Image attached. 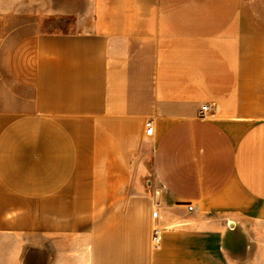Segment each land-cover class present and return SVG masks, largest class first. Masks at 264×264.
<instances>
[{
    "label": "crops",
    "instance_id": "1",
    "mask_svg": "<svg viewBox=\"0 0 264 264\" xmlns=\"http://www.w3.org/2000/svg\"><path fill=\"white\" fill-rule=\"evenodd\" d=\"M0 264H264V0H0Z\"/></svg>",
    "mask_w": 264,
    "mask_h": 264
},
{
    "label": "built area",
    "instance_id": "2",
    "mask_svg": "<svg viewBox=\"0 0 264 264\" xmlns=\"http://www.w3.org/2000/svg\"><path fill=\"white\" fill-rule=\"evenodd\" d=\"M201 110H202L203 113L209 112V111H211V105H205V106L202 107ZM145 128H146V134L148 136H151L153 134V132H154V127H153L152 121L147 122L146 125H145ZM154 216L156 217L157 214L154 213ZM153 244H154L155 248H158L161 245V231L159 229H156L154 231Z\"/></svg>",
    "mask_w": 264,
    "mask_h": 264
}]
</instances>
